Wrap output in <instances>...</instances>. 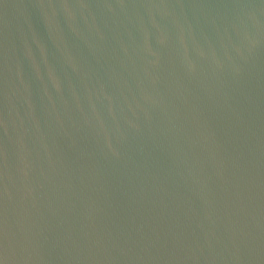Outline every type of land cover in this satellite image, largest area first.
Returning a JSON list of instances; mask_svg holds the SVG:
<instances>
[{
    "label": "water",
    "instance_id": "obj_1",
    "mask_svg": "<svg viewBox=\"0 0 264 264\" xmlns=\"http://www.w3.org/2000/svg\"><path fill=\"white\" fill-rule=\"evenodd\" d=\"M0 264H264V0H0Z\"/></svg>",
    "mask_w": 264,
    "mask_h": 264
}]
</instances>
